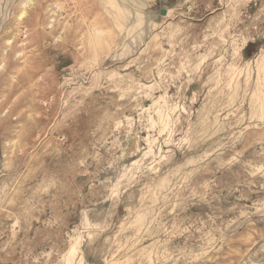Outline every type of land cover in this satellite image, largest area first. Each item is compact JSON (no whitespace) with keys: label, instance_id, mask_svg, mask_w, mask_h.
Returning <instances> with one entry per match:
<instances>
[{"label":"rangeland","instance_id":"obj_1","mask_svg":"<svg viewBox=\"0 0 264 264\" xmlns=\"http://www.w3.org/2000/svg\"><path fill=\"white\" fill-rule=\"evenodd\" d=\"M0 264H264V0H0Z\"/></svg>","mask_w":264,"mask_h":264}]
</instances>
